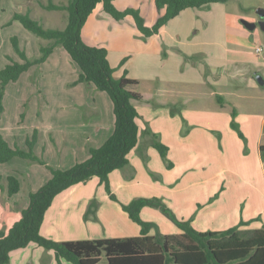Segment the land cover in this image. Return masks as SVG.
I'll return each mask as SVG.
<instances>
[{"label":"crops","instance_id":"crops-1","mask_svg":"<svg viewBox=\"0 0 264 264\" xmlns=\"http://www.w3.org/2000/svg\"><path fill=\"white\" fill-rule=\"evenodd\" d=\"M101 10L102 6L98 4L87 18L81 29L83 41L90 42L87 39H95L93 29L101 26L103 16L109 17L105 13L101 15ZM22 11L32 14L29 8L23 7ZM42 11L44 14L40 18L43 16L41 19L49 26L57 27L60 22H65L61 12L57 13L59 18L51 24L52 21L48 22L45 18L47 10ZM151 15L150 22L146 23L144 20L146 27H151L161 12L151 10ZM112 33L129 35L131 41L121 47L122 53H127L126 46L129 49L134 46L147 49L157 37L153 35L147 41H141V34L137 30L130 31L122 27H114ZM240 37L246 41L247 33L240 30ZM45 41L43 39V42ZM56 51L59 50L54 48V52ZM138 53L143 54L141 50H138ZM186 56L197 57V60L192 61V64L177 62L175 69H167L166 74L162 75L165 78L161 80L165 86L147 92L151 95V100L136 107L138 144L128 153L127 165L109 174L110 190L117 201L109 198L96 177L79 183L54 198L41 224L42 236L57 242L138 236L140 227L128 222L130 219L121 209V205L140 197L161 199L177 219L192 218L193 227L200 232L221 231L237 225L240 221H250L239 228V232L243 234H250L262 228L264 160L260 147L264 146V76L252 74L253 64L241 58L223 63L205 58L202 51H191ZM108 61L113 68L118 62L112 60L109 51ZM181 64L185 67V72H181ZM114 75L119 77L117 73ZM256 75L261 77V84L257 82ZM129 78L139 79L136 76ZM155 80L160 78L155 75L148 81ZM86 87L89 92L82 86L77 90L82 92L81 96L85 97V101L88 102L90 96L99 101L98 105L93 104L86 108L89 110L86 114L74 112L78 121L75 127L78 131L77 138L70 136L67 128H60L52 144L46 141L43 145L45 156L50 162L47 164H57L60 170L69 169L74 164L85 161L88 158L84 149L85 142L86 146L98 148L114 129L111 101L109 102L105 93L93 91L92 85L88 84ZM216 96L220 97L222 105L216 101ZM3 101L5 102V96ZM232 109L236 112L234 121L245 140L231 128ZM82 116L85 117V122L82 121ZM84 127L86 130L82 131ZM152 135H156L167 147V160L172 164L171 168H166L157 150L151 146ZM5 141L10 146L17 145L13 138H5ZM17 146L21 147L19 144ZM66 146L69 149H65ZM15 159L12 158L4 163L5 165L0 164V170L22 165L20 172L14 170L6 175L14 176L19 181V191L25 190L27 194L23 193L20 197L18 192L17 195L8 197L3 181V177L7 176L3 174H0L3 184L0 193L6 195V204L2 203L4 209L13 208L21 202V213L28 205V193L37 191L49 178L46 180L44 170L40 178L32 177L26 171L36 168L37 165L34 166V163L29 161L20 164ZM93 198L99 200L96 217L100 223L85 221L83 218ZM1 213L3 214L2 207V216ZM19 216L6 220L5 230L17 221ZM140 217L143 221L155 224L162 235L180 233V230L156 208H143ZM257 217L259 220L254 221ZM99 224L107 227V232L100 230ZM149 234L153 235L154 230ZM32 246L34 245L31 244L27 248ZM38 254L41 255L42 252L38 251ZM45 256L50 258L51 262L55 261L51 251L45 253Z\"/></svg>","mask_w":264,"mask_h":264},{"label":"trees","instance_id":"trees-1","mask_svg":"<svg viewBox=\"0 0 264 264\" xmlns=\"http://www.w3.org/2000/svg\"><path fill=\"white\" fill-rule=\"evenodd\" d=\"M229 0H153L155 9L161 15L151 27L138 10H117L113 0H67L66 4L56 5L51 1L43 7L47 10H60L67 13V23L62 30L43 28L28 14L15 13L13 18L36 37L51 41L47 46H39V57L27 60L20 52L23 63L12 62L0 70V115L3 112L2 99L5 86L16 81L21 73L32 64H40L52 52L55 46L62 47L71 60L79 67V82L92 85L105 92L112 104L114 130L108 139L98 148L88 147V158L74 164L66 170L49 168L50 179L36 192L28 194V206L21 211L5 233L0 234V264H8L11 252L25 249L29 245L51 251L57 264L62 261L71 264H264V225L260 230L252 231L249 236L239 232L241 226L249 222L240 221L237 225L221 231L200 232L192 225V218L179 220L175 214L158 198H135L121 209L128 218L140 227L138 236L129 238H105L77 241H53L40 234L44 215L54 198L69 188L85 183L96 177L112 201H117L111 193L109 174L127 165V155L139 141L137 105L147 103L151 95L135 90L137 81L113 77V69L107 60V51L102 47L88 46L81 38V29L87 18L98 4L103 12L115 21L127 16L133 20L135 28L143 39L158 34L159 30L185 9H198ZM216 101L222 105L219 96ZM236 112L231 111V128L243 140V134L235 123ZM27 151L19 146H10L0 134V164L12 158H21L31 163L46 165L33 152V143L26 141ZM151 146L157 150L166 168L172 164L167 160V147L156 135H152ZM264 160V146L260 147ZM6 195L19 192V181L7 176ZM1 188V187H0ZM156 208L179 230L178 234L159 233L155 224L143 221L140 212L143 208ZM84 220L97 221L96 205L91 201L83 216ZM259 217L254 219L258 221ZM154 230V234L149 232Z\"/></svg>","mask_w":264,"mask_h":264},{"label":"rangeland","instance_id":"rangeland-1","mask_svg":"<svg viewBox=\"0 0 264 264\" xmlns=\"http://www.w3.org/2000/svg\"><path fill=\"white\" fill-rule=\"evenodd\" d=\"M21 1L0 0V70L12 62L23 63L19 56L20 52L29 61L38 58L40 55L39 46H47L51 42L48 40L43 42V39L36 37L25 29L19 21L13 18L15 13L23 12L21 14H28L46 29L62 30L67 23V13L65 11L47 10L43 7L50 1L53 4L60 5L66 4L67 0ZM113 5L117 10L121 11L128 8L138 10L146 23L152 19L151 10H155L151 0H113ZM23 7L29 8L33 16L39 18L44 14L42 9L47 10L45 11V18L48 22L52 21L50 22L51 24H54V20L59 18L58 14L62 12L65 22H60L57 27L49 26L44 22V19H41L43 16L40 19L33 17L31 13L22 11ZM259 9L264 10V0H229L225 3H215L198 9H185L159 30L158 34H156L157 37L149 48L134 46L129 49L126 46L125 51L127 53H122L121 47L130 43L129 35H116L112 31L114 27H122L130 31L131 29L133 31L137 30L132 18L127 16L120 21H115L110 17L103 16L101 26L93 29L95 39H87L90 42L83 41V39L82 41L84 44L88 43L86 44L88 46L104 48L107 51V60L109 51L112 60H118L114 68L109 63L113 69V77L115 79L121 77L131 79L129 76H136L139 79L132 80L137 81L138 84L135 90L140 93L155 91V88L165 86L161 81L165 78L162 75L166 74L167 69H175L177 62L192 64V61L197 60V57L189 58L186 56L191 51H202L206 56L205 58L223 63L227 60L240 58L250 61L249 64H253L252 74L258 73L264 76V31L258 25L260 17L257 11ZM103 14L104 12L101 10V15ZM242 20L256 23L255 29L247 31L242 26ZM240 30L247 33L246 41L240 37ZM193 33L196 34L193 35ZM91 37L93 38L92 35ZM148 39H143L142 35L140 36L141 41H147ZM40 42H43V44ZM257 47L263 48V52L257 54L255 52ZM54 48L59 51L54 52ZM54 48L43 62L30 65L16 81H11L5 86L3 95V97L5 96V102L2 99L3 112L0 115V134L4 140L5 138L8 140L10 138L15 139L16 144H19L24 151L28 150L26 145L28 140L33 143L34 154L46 164L50 163L45 156V149L43 150V145L47 143L46 141L52 144L60 128H67L68 134L76 139L78 131L75 127L78 121L74 112L78 111L81 114H86L89 111L86 108L93 104L98 105L99 101L96 97L91 96L88 97V102L85 101V97L81 96L82 92L77 91L79 90L78 87L82 86L88 92L90 90L86 89L87 84L78 81L80 76L79 67L71 60L62 47L55 46ZM138 50H141L143 54L138 53ZM234 50H237V52H234ZM180 70L181 72L186 71L182 64ZM115 73L119 75L118 78L115 77ZM155 75L160 80L148 81ZM146 77L150 78L147 79ZM8 85L9 88L7 90ZM92 89L96 93L101 92L94 87ZM105 95L109 99L106 93ZM84 118L82 116V121L85 120ZM84 130H86L85 127L82 131ZM86 145L87 143L85 142L84 149L87 152L89 146ZM65 149H69V147L66 146ZM15 160L20 164L28 163L27 160L20 158ZM33 165H37L36 168H29L26 172H29L36 179L41 177L43 170L46 180L50 179L51 174L48 167L59 169L57 164L42 165L34 163ZM21 168H23L22 165L21 167L20 165H14L11 168L0 170V174L5 176L14 172V170L15 172H20ZM3 181L4 185H6L4 177ZM2 185V180L0 179V187ZM23 193L25 195L27 191H19L18 196L21 197ZM5 197L6 195L0 193V200L2 199L0 206L3 209V214L1 213L2 216L0 215V234L6 232L4 228L6 220H9L10 217L19 216L20 209L23 206L20 202L17 206L6 210L2 205V203L6 204ZM91 201L96 205L97 211L99 200L93 198ZM95 222L100 223V221ZM128 222L136 225L130 220ZM99 228L103 232H107L108 229L102 224H99ZM246 233H244V236H249ZM38 251L42 252V254L39 255ZM45 253H48V250L38 248L35 245L31 248L15 250L11 252L8 264H57L56 261L51 262L50 258L45 256ZM60 264L71 263L62 261ZM101 264H104V260L101 261Z\"/></svg>","mask_w":264,"mask_h":264},{"label":"water","instance_id":"water-1","mask_svg":"<svg viewBox=\"0 0 264 264\" xmlns=\"http://www.w3.org/2000/svg\"><path fill=\"white\" fill-rule=\"evenodd\" d=\"M259 17H260V20L258 21V25L260 26L261 30L264 31V10L262 9H259L257 11ZM242 24L243 26L248 30V31H252L255 29L256 27V24L253 23V22H248V21H245V20H242ZM256 80L259 84L262 83V80H261V77L259 75H256Z\"/></svg>","mask_w":264,"mask_h":264},{"label":"built area","instance_id":"built-area-1","mask_svg":"<svg viewBox=\"0 0 264 264\" xmlns=\"http://www.w3.org/2000/svg\"><path fill=\"white\" fill-rule=\"evenodd\" d=\"M255 52H256L257 54H260V53L263 52V48H261V47H257V48L255 49Z\"/></svg>","mask_w":264,"mask_h":264}]
</instances>
